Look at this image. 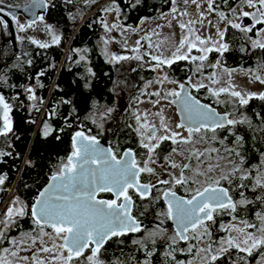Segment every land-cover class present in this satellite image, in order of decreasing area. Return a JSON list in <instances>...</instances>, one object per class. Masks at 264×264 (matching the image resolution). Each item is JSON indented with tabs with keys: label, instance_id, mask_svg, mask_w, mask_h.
Instances as JSON below:
<instances>
[{
	"label": "snow or ice",
	"instance_id": "snow-or-ice-1",
	"mask_svg": "<svg viewBox=\"0 0 264 264\" xmlns=\"http://www.w3.org/2000/svg\"><path fill=\"white\" fill-rule=\"evenodd\" d=\"M68 2L71 3V0ZM171 2L172 20L177 21L182 32L181 38L173 44L170 56H165L163 51H159L160 44L155 46L158 54L144 52L143 56H150L151 61L155 62L153 71L171 66L179 60L193 63L198 61L196 73L203 78L193 81L192 77H189L186 82L180 83L168 81L165 75L156 82L177 83L178 89L141 94L157 97L152 101L153 107L161 101L176 106L180 119L175 129L166 122L163 109L156 113L147 111L134 113L135 127L131 124L128 127L136 133L139 147L145 150L143 155L146 159L143 160H138L137 153L131 148L125 149L118 158L113 149L103 147L96 136L86 135L83 131L75 132L71 139V152L67 155L66 161H61L57 171L49 177L47 186L39 191L29 208L26 210L18 199H14L0 219V245H3L5 240L8 245L0 246V264H72L73 260L83 256L86 250L90 252L86 256L87 264H103L100 253L108 240L141 231L140 222L132 215L134 200L131 192L134 191L143 200L150 195L151 189L156 187L155 184L142 183L140 177L144 173L155 174L154 168L150 165L158 162L160 156L158 150L166 141H170L173 147L163 157L169 178L157 181L159 185L166 186L162 190L157 189L166 206L159 215L166 216L175 223L176 233L168 245L171 251L166 252L165 256H171L175 260V256L172 255L176 251L174 245L178 241L187 243L191 240L196 243H189L187 251L193 256L200 257L201 264H224L223 258L230 256L232 250L242 253L243 256L231 264L240 262L248 264L246 257H251L254 253H259L256 264H264V159L259 166H246V158L242 151L244 137L230 133L235 135L236 147L233 148L225 145L228 137L221 138L217 135L219 130L228 131L238 124L245 123L246 120L230 118V113L224 115L217 113L209 104L201 103L193 96L191 89L196 91L206 89L211 96L217 98L221 94H228L238 101L239 106L248 105L249 100L253 98L264 101V93H242L235 90L230 81L225 82L226 87L221 86L218 89L209 86L221 83L215 71L220 68L221 61L217 60L208 65L213 72L207 76L203 75L204 62L208 60V53L215 51L223 56L230 50V45L225 39L227 29L217 28L215 40L202 37L197 34L195 26L197 24L203 26L206 19L204 12L198 11L196 19H183L189 15L187 12L189 4L196 5L197 10L201 8L200 0H183L184 8H178V0ZM205 2L208 13L216 11L215 0ZM239 2L254 11L237 12L235 8H230V12L237 20L250 17L251 26H242L241 23L229 19L223 12H218L217 15L227 25L241 33H250L256 25H264V0ZM47 7L48 0H33L30 11L35 13L36 9ZM109 10L104 9L105 12ZM178 12L179 16L176 15ZM38 19L42 21L43 16H39ZM172 20L168 22L169 27ZM36 22V19H33L27 27ZM101 22L106 31L120 27L116 23L109 25ZM18 27L19 31L23 32L26 26L19 24ZM48 31L52 32V29L49 27ZM256 36L260 38H249L252 47L264 49V28L257 29ZM141 39L151 41V36L146 34ZM52 40L53 43H58L59 37L53 35ZM104 42L107 44V40ZM32 43L40 48L49 46L36 40ZM163 43L164 41H161V44ZM135 45L131 50L139 53L141 40H136ZM152 47L153 45L149 43V48ZM194 49L200 55H191ZM105 54L109 63L127 59L143 60L140 54L132 57ZM221 71L230 76L235 69L223 68ZM253 75L255 80L264 83V76ZM148 84H151V81ZM26 91L31 94L33 89L28 87ZM170 97L172 99H169ZM29 99L34 100L36 97L29 95ZM111 111L108 110L109 113ZM10 112L11 106L5 101L4 96L0 95V136H7L12 131ZM152 116L158 117L159 123L150 119ZM44 129V135L47 136L49 133L47 124ZM208 133L212 135L208 136ZM200 143H219L221 147H207L201 150L196 147ZM182 145L189 147L182 148ZM173 155H181L185 162L177 163L171 159ZM212 160L216 163H211ZM221 160L226 161V164L221 166L219 163ZM217 169H220L219 175H215ZM225 182L228 187L224 186ZM3 183L4 177H0V185ZM177 186L183 188L184 195L177 194ZM233 190L238 193L239 199L234 198ZM246 191L259 194L255 195L253 200L245 194ZM102 194H109L111 198H103ZM257 201L259 210L254 212L255 222L240 214L241 211H251L249 206ZM223 212L231 215V222L219 224L220 231L226 235L215 240L213 228L217 223L216 215ZM25 215H30L35 235L23 233L19 238L7 237V231L16 223V219ZM48 228L51 232L45 231ZM133 243L145 247L142 241L134 240ZM198 244L205 246L198 247ZM153 251L154 249H146V255L151 257ZM180 251L183 252L184 249ZM145 264H150V261L146 260ZM176 264L185 262L176 261ZM186 264L194 262L187 261Z\"/></svg>",
	"mask_w": 264,
	"mask_h": 264
},
{
	"label": "trees",
	"instance_id": "trees-1",
	"mask_svg": "<svg viewBox=\"0 0 264 264\" xmlns=\"http://www.w3.org/2000/svg\"><path fill=\"white\" fill-rule=\"evenodd\" d=\"M237 1L215 0V7L224 11L225 5L235 4ZM6 2L18 3L13 0ZM111 3L117 6L119 25L125 28H134L143 19L168 12L172 5L171 0H71V3L68 0H55V8L43 20L59 34L58 43L40 48L26 36L22 40L20 35L16 36L18 51L14 60L19 59L15 65L0 72V95L11 106L9 115L12 120V131L7 136H0V153H3L0 155V177H4V183L0 185V213L6 211V199L13 194L24 202L26 210L29 208L48 178L57 171L61 161H66L75 132L82 130L87 135L105 139L110 148L138 138L133 129L128 127L129 112L124 111L122 105L119 108L117 102L122 100L123 104L124 100H131L134 95L139 94L144 82L153 77L151 66L155 62L149 56H144L149 59L145 60L147 63L144 59L140 64L137 63L140 60L135 59L109 63L100 52L98 42L102 30L101 21L104 19L106 4ZM241 24L245 26L248 23L243 20ZM5 28L8 36L7 26ZM225 28V39L230 50L223 56L215 51L208 53L207 62L219 60L228 69L260 67L264 70V49L253 48L251 45V39L256 37L255 32L259 27L250 33H241L229 25ZM12 54V46L7 45L0 50V60L6 62ZM79 54H85L90 62L91 76L82 72ZM185 63L186 60H179L164 68L169 70L170 76L177 78L178 69L181 70L179 67L184 70ZM2 74H5L3 78ZM30 86L34 88L38 99H29L26 88ZM118 91L123 94L117 99ZM199 91L202 92L199 94L200 101L210 104L219 112L230 113V118L246 120L228 131L219 130L217 135L221 138L228 137L225 145L230 144L233 148L236 147L235 135L244 137L242 151L246 166H259L264 159V101L253 98L248 105L239 106L236 103L234 108H226L223 103L203 92V89ZM106 108L112 109V113H104L102 123L97 124L93 119L96 115L92 114H100ZM45 124L49 128L47 136L44 135ZM207 135L211 136L212 133ZM232 194L239 199L235 190ZM245 194L255 200V195L259 193L246 191ZM249 207L251 211H241L240 214L255 222L254 212L259 210V201ZM153 212L149 211V214L152 215ZM142 213L137 210L133 215L141 218ZM1 215L0 219L3 218ZM216 220L231 221V215L223 212L216 215ZM33 228L30 215H25L16 219V223L8 229L7 237L17 238L23 233L35 235ZM111 244H114L113 238L107 241L108 248L105 252H111ZM143 244L145 247L134 244L133 248H123L119 252L129 251L133 264H145L146 260L150 264H164L160 262L163 258L166 259V264H176V261L181 260L162 255L168 248L159 240L147 238ZM0 246H8L7 241ZM146 249H154L151 257L146 255ZM257 254L246 257V260L254 259ZM240 256L243 254L232 250L227 264L238 260Z\"/></svg>",
	"mask_w": 264,
	"mask_h": 264
},
{
	"label": "rangeland",
	"instance_id": "rangeland-1",
	"mask_svg": "<svg viewBox=\"0 0 264 264\" xmlns=\"http://www.w3.org/2000/svg\"><path fill=\"white\" fill-rule=\"evenodd\" d=\"M0 4H5L2 2V0H0ZM14 2H18V3H22L25 2L26 0H13ZM201 2V8L199 10H197L196 5H192L189 4L187 6V12L189 13V15L187 17H184V20H188V19H196L197 18V13L198 11L204 12L206 19L203 23V26L197 24L195 27L198 30V33L200 36L202 37H210L211 39L215 40L217 39L216 36V31L217 28L220 29H224V25H225V21L221 20V18L217 15L218 11L217 10L215 12L212 13H208L206 11L207 9V4L205 2V0H200ZM181 4L184 5L183 0H178V8H180ZM185 6V5H184ZM237 12L239 11H253L254 9H250L248 7H246L243 3L238 2L235 7ZM106 9H110L107 12H104V19L103 21L108 23L109 25H111L112 23H116L119 25V20H118V8L115 4H110L107 5L106 4ZM111 9H116V10H111ZM221 11V10H220ZM225 13V12H224ZM164 14V15H162ZM177 16H179V12L176 14ZM231 17L232 20L234 22H238V23H242V18L237 20L235 18V15L231 13ZM169 20H172V14H171V10L165 13H158L156 16L150 18V19H143L142 21L139 22V24L134 27V28H125L121 25H119L120 27L116 28V29H111L109 31H106L103 23H102V30H101V36L99 38V49L100 52L104 55V57L106 58V60H108V56H106L105 53H108L109 55L111 54H115V48L117 47V52L118 55H122V56H127V57H132L135 56L137 54H140L143 56L144 52H151L152 54H158V51L156 49V45L160 44V49L159 51H163L165 56H170L171 54V49L174 43H177L179 41V39L181 38L182 32L181 29L178 27V23L176 20H172L171 23V27H169L168 22ZM210 21V23H209ZM15 28L19 31V24H24L25 30L23 32H20V38L21 40L24 38V36H26L27 39L33 41L36 40L40 43H46V44H50L53 43L52 37L53 35H56L59 37V34L56 32V30L49 24H47L44 21H39L36 22L35 24H33L31 27H27L28 24L22 19H15ZM52 29V32L48 31V28ZM155 33H159V35H156ZM150 35L151 36V41L147 40V39H141V37H144L145 35ZM260 37H255L254 39H259ZM105 40H107V44H105ZM136 40H141V47H140V52L136 53L133 52L131 49L133 47H135V41ZM161 41H164L163 44H161ZM149 43H151L153 45V47L150 49L149 48ZM192 55V54H191ZM200 55V53H199ZM81 58V54H79V60ZM150 58V56H149ZM19 59V58H18ZM13 60V62L11 63V65H15L17 60ZM144 61H149V59H145V57L143 56ZM131 60V59H129ZM125 61V60H122ZM128 61V59H127ZM132 61V60H131ZM145 61V62H146ZM141 63H143V61H139ZM114 63V62H112ZM199 63V62H198ZM205 67H206V63H204ZM153 67V66H151ZM225 67H223L222 65H220V68L216 69L215 71L217 72L218 77L221 80V83L219 84H209V86L218 89L221 86H227V84L225 83L226 81H230L231 84L234 86L235 90L237 91H241L242 93H262L264 90V83H260L259 81L255 80L254 75H262L264 76V70H261L260 67L257 68H237L235 69V71L231 72V75L229 76L226 73H223L221 71V69H223ZM152 69V68H151ZM196 69V67H195ZM228 69V68H227ZM232 70V69H229ZM196 71V70H195ZM204 71V68H203ZM153 77H151L150 79L146 80L143 84V86L140 89L139 94L134 95V97L131 100H128L127 102H131L130 106H129V122L131 125H133V127H135V120H134V113L136 112H150V113H156L158 111H160L161 109H163V115L165 117L166 122L168 123V125L170 127H172L173 129H175V125L179 122L178 118L175 114L174 108L172 104H169L167 101H161L160 104H157L155 107H153V103L152 101H155L157 99V97L155 96H150L147 94L142 95L141 93H152L154 91H168V90H172V89H176V86L178 88V85H176L175 83H170L168 81H175L174 78L172 76H169L167 74L166 68H162V69H158L156 71H153ZM205 72V71H204ZM204 76L209 75L210 73H204ZM167 75L168 77V81H165L163 84L157 83L156 81ZM5 76V74L1 75V78H3ZM203 77L200 76L199 73H196L195 77H192L193 81H197L198 79H202ZM151 81V84H148V82ZM205 83H209L208 81H205ZM148 84L147 87H145V85ZM33 89V92L29 95H34L36 97V93L35 90L32 86H30ZM28 88V87H27ZM26 88V89H27ZM203 92H205L206 94H209L207 92L206 89H203ZM121 93L123 94V92L118 91L117 92V99L118 96L121 95ZM116 95V94H115ZM212 98L220 103H223L226 108H234L235 104L238 103V101L234 100V98H232L231 96H229L228 94H221L218 98L217 97H213ZM36 99H38L36 97ZM171 99V97L169 98ZM142 101V102H141ZM122 100L117 102V106L120 108ZM123 107V106H122ZM131 107V109H130ZM109 109H104L100 114H92V115H96L93 117V119H95L97 121V124H101L102 121L101 119L103 118V114H108ZM112 110V109H111ZM112 113V111L110 112V114ZM153 118H155V122L159 123V118L152 116ZM82 131V130H79ZM180 131V130H177ZM84 132V131H83ZM214 144V143H212ZM212 144H205V143H200L197 144L196 147L200 148L201 150H203L204 148L207 147H211ZM217 145H215L216 147ZM184 147H189L187 145L182 146V148ZM213 147V146H212ZM171 159L175 160L177 163H183L185 161H183V157L181 155H173L171 157ZM211 162V161H210ZM211 163H216V161L214 160ZM219 163L221 164V166L226 164V161L221 160L219 161ZM175 171V170H173ZM220 174V169H217L215 175H219ZM162 172L158 169L157 173H155V177L152 182L158 181V179H160V177H162ZM12 196V197H11ZM9 196L6 199L7 201V208L11 205V202L14 199H18L20 201L19 198H17L16 194H13ZM21 204H23L25 206V208H27V206L24 204V202L20 201ZM2 214V215H1ZM4 211H2L0 213V215L3 217ZM48 232H51L48 231ZM226 235V234H225ZM20 236H18L17 238H19ZM45 239L47 240V237H45ZM60 241H57V243H59ZM200 245L199 247H204L205 244H198ZM23 255H29V253H22ZM89 255V254H88ZM257 259H259V253L256 255ZM72 264H87V260L86 258L81 259V260H73ZM256 264V261H255Z\"/></svg>",
	"mask_w": 264,
	"mask_h": 264
},
{
	"label": "flooded vegetation",
	"instance_id": "flooded-vegetation-1",
	"mask_svg": "<svg viewBox=\"0 0 264 264\" xmlns=\"http://www.w3.org/2000/svg\"><path fill=\"white\" fill-rule=\"evenodd\" d=\"M28 1H30V0H26L25 2H22V3L13 4V3L6 2V0H2V2L5 3L6 5H12V6H20V5H23V4L27 3ZM238 2H239V0L235 4L225 5V7H224L225 10L224 11H222V10L220 11L219 10L218 12H223V13L225 12L224 14L229 19H232L230 8H234L235 5ZM171 7H172V5H171ZM184 7L185 6L183 4H181L180 8H184ZM54 8H55V0H48V7L46 8V12H45L44 15L41 14L40 16H43V18H45L46 14L51 13V10L54 9ZM1 12L6 14V12H4V11H1ZM3 17L4 16L2 15V13H0V21L3 22V23H0V50L3 49V47H5L7 45H11L12 46L11 42L8 41L9 40V35L8 36L6 35L7 33H6L5 26H7V28H8V25L5 22ZM11 18H12V22L14 24V27H15V22H14L15 19L16 20L17 19H22V20H24L27 23H31V22L27 21L23 17V15H21V14H18L16 17H11ZM243 20L244 21L246 20V23H248L245 26H251L252 20H251L250 17H244V18H242V21ZM39 21H41V20L38 19L37 22H39ZM42 21H44V20H42ZM226 26H227V24L225 23L224 28ZM256 27L264 28V25H256ZM7 30L9 32V28ZM15 31H16L15 32V42H16V44H18L16 36L17 35L19 36L20 32L16 28H15ZM255 34H256V32H255ZM5 40H7L6 43L4 45H2V42H4ZM19 45H20V48H21L22 43L20 42ZM12 49H13V46H12ZM191 54L192 55H199V53L196 52L195 49L193 50V52ZM81 57H83V59L80 58V63H82L81 64L82 72H84L85 74L91 76L90 75L91 71H89V69L90 70L92 69V67L90 65V62L87 60L85 54H81ZM0 58H2V55H0ZM13 60L11 61V63L13 62ZM3 61H5V60H0V64ZM11 63L7 64L3 69H6L8 66L11 65ZM137 63L140 64L141 62H137ZM204 63H206L208 65L210 64L207 61H205ZM196 64H198V61L193 63L191 61L186 60V63L183 66L184 70L182 69V67H179V68H181V70L178 69L177 78L175 77L174 80L177 81V82H180V83H184V82H186L188 80L189 77H195V75H193V74L196 73V71H195L196 70L195 69ZM208 65H206V67H204V71H205V72L203 71L204 73L212 72L213 69L208 67ZM1 71H2V69H1ZM166 71H167V74L170 76L169 70L167 68H166ZM175 84L178 85L177 83H175ZM176 89H178L177 86H176ZM200 93H202V92L196 91L195 89H191V94L193 96H195L197 99H199V96H200L199 94ZM262 93H264V90H263ZM123 97H125V95H123ZM201 102H203V101H201ZM130 104H131V102H127V100L123 101V105H122L123 106V110L126 111L127 113L129 111ZM173 108H174V111H175V114H176L175 107L173 106ZM130 109H131V107H130ZM128 116H129V114H128ZM176 116H177V114H176ZM150 119L155 120V118H153V117H150ZM127 122L130 124L129 117H127ZM215 145L216 144H212L211 147L212 146L215 147ZM182 146H185V145H182ZM220 146L221 145L217 144L216 147H220ZM226 146L231 147L230 144H227ZM172 147L173 146H172L170 141L164 142V144L161 146V149L158 150V152H160V156L158 158V162L155 165H150L151 167L154 168L155 173H157L158 169L162 172L163 175H162V177H160V179H168L169 178L168 177V172L165 171V168L167 167V165L165 164V161H164L163 157L168 152H170ZM129 148L133 149L137 153V159L138 160L146 159V157L143 155L145 150L139 147L138 138L136 140H133V141L127 140L125 143H122V144L119 143V145L116 144V146L114 148H112V149H113L114 153L119 158V156L123 154V151L125 149H129ZM213 161L214 160H212L211 162H213ZM168 171H173V170L172 169H168ZM154 178H156L155 174H147V173L142 174L141 177H140V180H141L142 183L155 184L156 185L155 188L151 189L150 195L146 199L142 200V199H140V197L134 191L131 192V195L133 196V200H134V204H133V208H132V215L137 210H141L143 212L142 215H141V218H139L140 216L136 217L135 215H133L134 217H136L138 219V221L140 223L143 224V226L141 227V231L135 232V233H128V234H126L124 236H121V237H113L114 244H111V248H112L111 252H112L113 255L111 254V252H108V251L105 252V249L108 248L107 247L108 245H107V242H106L105 245H104V248L101 250V253H100V259L103 261V264H133V259H132L131 253H129V251L121 253V252H119V250L123 249V248H130V247L133 248V245L135 244V243H133L134 240H139V241L144 242V241H146L147 238H154L156 240H159L161 243L165 244V247L167 246V248H168L165 252H162V255H165L166 252H170L171 251L169 249L168 245L171 243L172 237L175 236L176 230L171 225V220L167 219L166 216L159 215L160 212L165 210L166 206L164 205L163 199L160 198V193L157 191V189H161L162 190L166 186L159 185L157 183V181L152 182V180ZM224 186L228 187L226 182L224 183ZM176 190H177V194L178 195H184L183 188H181L180 186H177ZM102 196H103V198H111L109 194H102ZM149 211H154V212L152 213V215H150ZM216 221H217V223H216V225L213 228V239L219 240L220 237L224 236L226 233L223 232V231H220L219 224L221 222L219 220H216ZM230 222L231 221H227V222H224V223L227 224V223H230ZM189 235H190V233H189ZM166 243H168V245ZM189 243H196V241H191L190 240L187 243L183 242V241H178L174 245V247L176 248V251L174 253H172V255L175 256V259L176 258L181 259L180 261L181 262H185V264H186L187 261H193L194 264H201L200 257L193 256V255L188 253L187 249H188V244ZM197 246L199 247L200 245H197ZM180 249H184V251L181 252ZM123 253H126V254H123ZM88 254H90V252L88 250H86L83 256H81L78 259H74V260L84 259V258H86V256ZM121 254H123V255H121ZM125 257H127V258H125ZM229 257L230 256H226L225 258H223L225 264H227V262L229 261ZM256 260H257V257L255 256L254 259H251V260L248 259L247 262H248V264H255ZM160 262L164 263V264L167 263L165 258H163V260H160ZM142 264H143V262H142ZM240 264H242V262H240Z\"/></svg>",
	"mask_w": 264,
	"mask_h": 264
},
{
	"label": "water",
	"instance_id": "water-1",
	"mask_svg": "<svg viewBox=\"0 0 264 264\" xmlns=\"http://www.w3.org/2000/svg\"><path fill=\"white\" fill-rule=\"evenodd\" d=\"M32 5H33V0H30L27 3H25L23 5H20V6H12V5L0 4V13H2V15L4 16L3 17L4 20H5V22L8 25V28H9V40L11 41V44L13 46V54H12L11 58H8L6 60V62H2L0 64V72H1V69L5 66V64L7 62H10V61H12L14 59V57L17 54V51H18L17 46H16V42H15V32L16 31H15V27H14V24L12 22V18L11 17H16L18 14H21V15H23V17L27 21L32 22L33 19H36V21H37L38 17L41 14L44 15L45 12H46V8H38V9L35 10V13H33V11H30V9H32ZM1 11L6 12V14H4ZM6 41L7 40L2 42V45H4L6 43ZM115 54L118 55L117 47L115 48ZM201 103H205V102H201ZM205 104H208V103H205ZM172 105L175 107V110H176V106L174 104H172ZM212 108H214L216 110V112L221 114V115L225 114L224 112H219L215 107H212ZM176 114H177V117H178V120H179L180 118H179V115L177 113V110H176ZM97 139L100 141V143H101V145L103 147H105V148H109L110 147L105 139H99V138H97ZM48 182H49V178H48L47 182L45 183V185L39 191L43 190V188L47 186ZM140 224H141V227H142L143 224L142 223H140ZM171 225L176 230V225H175V223L172 220H171Z\"/></svg>",
	"mask_w": 264,
	"mask_h": 264
},
{
	"label": "bare ground",
	"instance_id": "bare-ground-1",
	"mask_svg": "<svg viewBox=\"0 0 264 264\" xmlns=\"http://www.w3.org/2000/svg\"><path fill=\"white\" fill-rule=\"evenodd\" d=\"M8 41L11 42L10 40H8ZM10 62H11V61H10ZM10 62H7V63H10ZM7 63H6V64H7ZM6 64H5V66H6ZM5 66H4V67H5ZM4 67H3V68H4ZM3 68H2V69H3Z\"/></svg>",
	"mask_w": 264,
	"mask_h": 264
}]
</instances>
